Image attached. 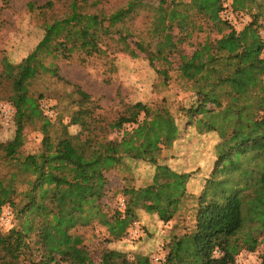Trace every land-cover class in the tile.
Wrapping results in <instances>:
<instances>
[{
  "label": "trees",
  "instance_id": "16d2710c",
  "mask_svg": "<svg viewBox=\"0 0 264 264\" xmlns=\"http://www.w3.org/2000/svg\"><path fill=\"white\" fill-rule=\"evenodd\" d=\"M56 1L63 13L48 20L35 48L19 62L5 59L0 65V99L15 108L16 126L10 140L0 141V163L9 167L0 174V217L9 206L19 219L18 226L0 229V264H60L58 257L79 264L84 236L71 232L76 225L97 221L110 238L119 239L138 209L156 211L169 221L190 198V222L181 233L171 232L165 260L158 264H237L242 250L255 251L264 233V22H259L264 1L170 0L168 28L156 35L150 27L149 43L136 42L151 64H177L182 77L192 83L198 99L186 109L190 116L200 114L202 101L218 105L195 119L199 133L219 135L213 171L199 193L188 189L192 172L163 160L164 150L180 137L168 106L138 101L107 120L91 94L77 86L69 95L77 107L80 132H70L62 118L53 121L45 113L46 93L34 84L45 72L57 74V59L79 54L85 63L106 55L112 46L109 39L116 43L112 48L138 56L129 41L138 36L128 25L139 15L135 7L107 10V0H49L44 6L51 8ZM228 7L252 14V20L231 36L207 37L192 52L181 50L183 40L203 31L194 16L207 20ZM161 72L168 77L166 69ZM28 126L39 128L41 144L38 151L22 155ZM115 129H124L121 137L109 136ZM132 162L150 164L152 181L129 186L124 210L109 216L101 203L107 173L117 166L130 168ZM171 204L175 209L167 215ZM136 263L154 264L144 255H138Z\"/></svg>",
  "mask_w": 264,
  "mask_h": 264
},
{
  "label": "rangeland",
  "instance_id": "374dc122",
  "mask_svg": "<svg viewBox=\"0 0 264 264\" xmlns=\"http://www.w3.org/2000/svg\"><path fill=\"white\" fill-rule=\"evenodd\" d=\"M48 1L0 0V65L5 59L19 62L26 57L43 37L48 20L63 13L61 4L57 1L51 8L44 6ZM103 6L107 10L133 6L139 12L138 17L128 23L138 37L146 38V40H140L138 37L129 38L131 47L138 56L133 57L118 50L117 47L112 48L116 43L109 39L112 46L106 55H95L88 58L85 63L81 62L79 54H74L71 59L54 60L57 74L45 72L34 84L35 88L38 87L46 93L42 100L45 113L53 121L62 118L63 122L68 124L70 132H80L81 127L75 112L77 107L72 103L69 95L77 86L91 94L101 107L99 112L107 120L125 111L127 105L138 101L151 107L168 106L180 126V137L171 148L164 150L163 160L174 169L192 172L188 189L190 193H199L206 178L213 171L216 161L215 144L219 141V135L216 132L199 133L195 119L210 109H218V105L210 101H202L200 114L190 116L186 109L198 99L192 90V83L182 77L176 69L177 64L169 66L160 61L151 64L148 53L143 52L136 44L140 41H144L145 45L149 43L150 27L154 29L156 35H160L168 28L170 0H107ZM255 11L259 9L254 8L253 12ZM261 11L263 15L260 17V23L264 22V7ZM230 12V7L216 10L207 20L194 16L195 21L204 25L203 31L194 32L191 39L183 40L180 44L181 50L190 53L196 43L207 37L220 39L231 36L252 20V14L237 12L231 16ZM260 32L264 37V27ZM49 62L50 59L46 64ZM164 69L168 71V77L161 72ZM14 114L15 108L11 102L0 99V141H8L14 136L16 129ZM125 126L129 127V124ZM123 130L115 129L109 136L119 138ZM41 139L42 133L39 128L28 126L25 129L21 154L38 151ZM8 169L7 165L0 163V174ZM153 174L154 168L145 162H132L130 168L117 166L110 170L107 173L106 192L101 201L106 213L110 216L116 209L124 210L125 190L132 185L143 186L150 183ZM190 203L191 198L169 221L162 220L156 211L150 213L138 209V216L133 219L126 233L119 239L110 238L106 226L97 221L86 226L76 225L71 232L84 236V252L79 253L78 263L137 264L138 255L148 256L154 264L164 261L167 253L165 245L169 235L171 232L181 233L184 231V225L190 222L187 212ZM175 205H168L167 215L174 211ZM13 224L19 225L16 215L13 217ZM9 226L0 224V229L4 230ZM260 239L255 251L242 250L238 254L237 264H264V233ZM109 252L111 254L105 258ZM58 261L60 264H69L60 257Z\"/></svg>",
  "mask_w": 264,
  "mask_h": 264
},
{
  "label": "built area",
  "instance_id": "2783aa9c",
  "mask_svg": "<svg viewBox=\"0 0 264 264\" xmlns=\"http://www.w3.org/2000/svg\"><path fill=\"white\" fill-rule=\"evenodd\" d=\"M234 13L235 12L231 10L229 15L234 16ZM12 223H13V212H12V209L9 206H7L4 208L3 213L0 217V224L1 226H9Z\"/></svg>",
  "mask_w": 264,
  "mask_h": 264
}]
</instances>
